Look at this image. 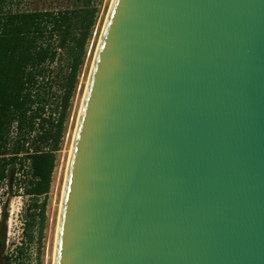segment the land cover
Returning a JSON list of instances; mask_svg holds the SVG:
<instances>
[{
  "label": "water",
  "instance_id": "obj_1",
  "mask_svg": "<svg viewBox=\"0 0 264 264\" xmlns=\"http://www.w3.org/2000/svg\"><path fill=\"white\" fill-rule=\"evenodd\" d=\"M53 264H264V0H111Z\"/></svg>",
  "mask_w": 264,
  "mask_h": 264
},
{
  "label": "trees",
  "instance_id": "obj_2",
  "mask_svg": "<svg viewBox=\"0 0 264 264\" xmlns=\"http://www.w3.org/2000/svg\"><path fill=\"white\" fill-rule=\"evenodd\" d=\"M89 3V1H88ZM96 9L81 7L56 12H3L0 6V179L8 177L16 162L29 161L30 180L25 195L31 198L26 214L25 239L34 240L33 227L38 224L42 236L45 201L50 189L56 153L64 133L69 101L85 55V45L94 24ZM65 53L67 74L59 105L49 110L52 65ZM17 122V138L9 147L8 133ZM28 146L26 147V145ZM29 149H32L29 152ZM18 155H22L19 159ZM6 213L0 221V262L11 264L22 255H4Z\"/></svg>",
  "mask_w": 264,
  "mask_h": 264
},
{
  "label": "rangeland",
  "instance_id": "obj_3",
  "mask_svg": "<svg viewBox=\"0 0 264 264\" xmlns=\"http://www.w3.org/2000/svg\"><path fill=\"white\" fill-rule=\"evenodd\" d=\"M110 3L111 0H0L3 12H56L81 7H91L97 11L94 17V24L85 45V55L77 74L76 85L69 101L63 138L60 150L56 153L50 189L45 197L40 196L38 198L39 205L45 201V219L40 239L37 233L38 224L32 229L34 236L32 243L26 241L24 234L26 214L29 212L28 209L30 210L32 204L31 198L25 195V188L30 180L29 162L25 161L24 165L20 166V162L16 161L11 168L7 166L9 174L8 177L3 179H6L8 184L6 182L0 184V221L3 212L6 213V233L3 253L9 257H15L18 249L20 247L23 248L22 255L18 256L16 260L13 259L11 264H53L57 219L71 141L91 63ZM68 61L70 59L63 53V55H60L58 63L50 67L52 71L50 84L52 91L49 110L55 111L56 105H59L60 97L63 95ZM55 113L57 114L56 111ZM8 140L10 147L14 141L10 136ZM21 156L18 155L19 159ZM15 219L23 224V228L20 230H16L14 227ZM10 224L13 227H8ZM0 264L2 263L0 262Z\"/></svg>",
  "mask_w": 264,
  "mask_h": 264
},
{
  "label": "built area",
  "instance_id": "obj_4",
  "mask_svg": "<svg viewBox=\"0 0 264 264\" xmlns=\"http://www.w3.org/2000/svg\"><path fill=\"white\" fill-rule=\"evenodd\" d=\"M9 136L12 138L13 141L16 140V138H17V122H13L11 124V126L9 128L8 138H9ZM27 146H28V144L26 145V147ZM31 151H32V149H29V152H31ZM26 162H29V161H26ZM24 163H25V161L22 162V166L24 165ZM3 182H6L8 184L6 179H0V184ZM8 227H13V226H11V224H10V225H8ZM14 227L16 230H20L21 228H23V224L20 221H17V219H15Z\"/></svg>",
  "mask_w": 264,
  "mask_h": 264
},
{
  "label": "bare ground",
  "instance_id": "obj_5",
  "mask_svg": "<svg viewBox=\"0 0 264 264\" xmlns=\"http://www.w3.org/2000/svg\"><path fill=\"white\" fill-rule=\"evenodd\" d=\"M68 162V161H67ZM66 173V172H65ZM53 253H54V251H53Z\"/></svg>",
  "mask_w": 264,
  "mask_h": 264
}]
</instances>
